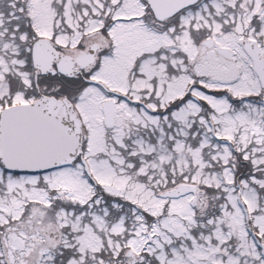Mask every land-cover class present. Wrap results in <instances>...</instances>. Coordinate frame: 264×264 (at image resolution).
Segmentation results:
<instances>
[{
    "label": "snow or ice",
    "instance_id": "6c2138e0",
    "mask_svg": "<svg viewBox=\"0 0 264 264\" xmlns=\"http://www.w3.org/2000/svg\"><path fill=\"white\" fill-rule=\"evenodd\" d=\"M0 264H264V0H0Z\"/></svg>",
    "mask_w": 264,
    "mask_h": 264
}]
</instances>
